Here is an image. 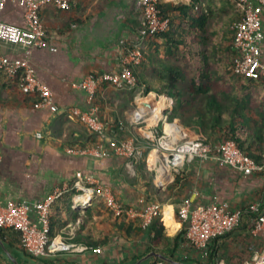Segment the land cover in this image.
<instances>
[{"label":"crops","instance_id":"0c3cea01","mask_svg":"<svg viewBox=\"0 0 264 264\" xmlns=\"http://www.w3.org/2000/svg\"><path fill=\"white\" fill-rule=\"evenodd\" d=\"M68 1L67 9L51 4L40 9L46 46L23 48L0 40L1 52L29 60L37 78L51 90L57 106L55 111L34 108L32 102L36 95L21 92L20 75L7 77L0 74V197L34 202L42 200L54 187L66 186L79 190L71 195L72 203L85 197L75 183L94 185L87 181L90 177L95 182L107 184L125 204L140 206L141 200L161 202L159 215L167 236H174L183 228L177 207L186 196L193 205L224 200L233 206L249 201H260L264 205V173L254 171L244 175L229 166H220L212 157L206 160L194 158L176 171L168 166L164 171L166 161H161L151 150L145 157L143 169L137 160L113 155L99 158L66 150L87 143L90 133L69 111L72 105L82 109L87 107L85 91L73 83L88 73L118 71L122 66L123 51L137 46L144 53V59L135 67L138 85L119 89L105 83L97 89L95 99L100 117L105 121L106 134L113 137L117 132L110 126L118 123L130 124L134 136L137 134L148 140L154 131L169 129L172 122L185 130L177 118H169L173 98L143 88L155 82L170 59L163 48L162 37H139L137 30L142 12L137 0ZM159 2L180 3L190 6L191 11L198 8L191 0ZM171 14L176 15L174 26L178 29L184 19L178 11ZM0 17L25 26L23 8L14 2L5 4ZM262 24L264 29V9ZM50 46L55 49L51 50ZM134 114L141 116L140 122H134ZM151 149L157 148L152 146ZM164 150L160 147L162 153ZM181 169L184 171L182 181L169 186L173 173ZM156 176L161 177V182L157 183ZM148 195L153 198L147 199ZM99 200L90 202L84 209L71 207L72 210L64 211L62 232L53 236L84 245L86 249L75 248L56 252L48 258H37L40 264H124L149 250H157L148 249L150 242L145 233H126V229L133 232L138 218L126 217L123 222L121 217L111 215ZM87 211L98 223L99 238L108 234V240L92 245L77 238V233L87 232L86 225L83 226ZM96 246L100 247L99 252L92 251ZM183 252L184 247L175 257L186 260Z\"/></svg>","mask_w":264,"mask_h":264},{"label":"built area","instance_id":"2783aa9c","mask_svg":"<svg viewBox=\"0 0 264 264\" xmlns=\"http://www.w3.org/2000/svg\"><path fill=\"white\" fill-rule=\"evenodd\" d=\"M231 1L241 13L239 19L233 23L232 44L236 55L233 59L232 70L239 75L264 79V29L262 24L264 0ZM8 2H14L23 8L25 26L5 21L0 17V40L17 44L23 48L46 46L45 28L39 14L43 6L51 4L59 9L69 7L68 0H0V14ZM159 3V0H137L142 12L141 23L137 30L140 38L143 39L149 34L163 32L169 28L170 20L160 12ZM49 48L55 49L53 46ZM143 59L144 53L140 47L127 48L122 53V66L118 71L88 73L80 81L73 83V86L85 91L87 107L82 109L72 105L69 111L88 129L97 133L102 142L97 146L67 147L68 152L89 154L99 158L113 155L129 160L142 156L143 145L137 142L134 135L117 139L106 134L105 124L99 117V108L95 98L97 89L104 83L119 89L134 86L136 76L132 68L140 64ZM0 70L7 77L20 75L21 92L36 95V99L32 102L34 108L45 107L51 111L57 110L51 90L37 78L27 58L10 57L0 51ZM133 120L138 123L141 121V116L134 114ZM168 126L169 129H163L157 139L159 147L168 150L169 157H166V165L170 170L176 171L186 161L194 158L206 160L212 157L220 166H229L244 175H250L254 171L264 173V162L255 161L232 139H224L210 145L196 134L189 135L185 130L182 131L173 122ZM86 179L90 184H95L75 183L81 188L82 195L85 197L79 201H73L71 203L73 209L87 207L91 202L92 193L95 192L113 215L138 218L143 228L148 227L154 217L160 214L162 205L158 200H141L140 206L125 205L107 184L95 182L90 177ZM65 187L56 186L42 200L34 202L3 200L0 197V228L18 232L23 249L33 257L44 259L60 251L75 248L80 251L86 249L84 245L78 246L61 237L49 238L50 206L66 189ZM244 208L256 214L249 233L264 236V208L260 201H249L241 206H233L225 200L193 205L189 198H185L177 211L183 222L184 237L187 241L183 245L185 256L191 260H199L215 237L229 232L239 223ZM92 251L99 252L100 247L96 246ZM0 264L10 263H4L0 259ZM154 264L169 263L158 261ZM240 264H264V249L253 251Z\"/></svg>","mask_w":264,"mask_h":264},{"label":"trees","instance_id":"16d2710c","mask_svg":"<svg viewBox=\"0 0 264 264\" xmlns=\"http://www.w3.org/2000/svg\"><path fill=\"white\" fill-rule=\"evenodd\" d=\"M191 1L194 3L195 0ZM232 4L234 12L225 15L227 19H222L223 16L218 18L214 16L211 7H208V12L201 10L202 8L191 11L190 6L180 3H159L158 8L164 16L169 18L170 26L166 31L149 34L147 37L163 38L162 45L170 61L163 66V70L155 82L145 85L143 88L145 91L152 90L160 95L171 96L173 98L171 113L173 111V115L176 116L173 118L180 117L185 125V130L188 127L206 143L214 145L224 139H232L243 152L249 154L255 161L264 162V79L239 75L232 70L233 59L236 55L232 44L233 23L239 19L241 14L234 2ZM221 10L225 11L223 7ZM175 11L183 16L185 22V25L182 24L180 29L175 28L172 22L174 14L171 12ZM136 66L132 68L135 76ZM0 74L6 76L2 70H0ZM137 85L136 78V84L132 87ZM98 113L100 117V109ZM100 119L105 124L101 117ZM110 127L117 132L113 135L114 138L124 139L133 135L130 124L118 123ZM89 132L87 143L81 144V146L101 144L102 140L99 135L90 129ZM135 138L143 145V154L134 160H137L143 169L142 166L145 163L151 142L137 134H135ZM183 172L182 169L174 172L169 186L173 187L182 181ZM78 192V189L66 188L51 204L49 238H52L57 232H62L61 227L65 223L64 211L72 210L70 197ZM146 198H153V195H148ZM262 208H264L263 204ZM108 211L113 215L110 210ZM87 216V219L83 220V226L86 225L87 232L77 233V238L92 245L108 240L110 238L108 234L99 238L101 230L98 228L97 221L92 218L90 211H87ZM255 217V213L244 208L239 223L229 232L215 237L199 260H191L187 257L185 259L195 261L197 264H240L244 259L231 263L221 256L222 239L233 231L249 233ZM124 219L126 217L122 216L123 222ZM0 229L5 239L23 249L18 232L11 229ZM126 233H134V235L145 233L150 242L148 249H157L173 256H178L183 245L187 242L184 237V226L176 235L167 236L160 215L155 216L146 228L141 227L138 219L133 232L126 229ZM0 259L4 263L7 262L1 257ZM158 261L161 260L155 258L149 264Z\"/></svg>","mask_w":264,"mask_h":264},{"label":"rangeland","instance_id":"374dc122","mask_svg":"<svg viewBox=\"0 0 264 264\" xmlns=\"http://www.w3.org/2000/svg\"><path fill=\"white\" fill-rule=\"evenodd\" d=\"M192 3L193 2L191 1V4ZM194 5H197L198 8H202L201 10H204L206 12H208V7L213 8V11H214L213 14L216 18L223 16L222 19L223 18L227 19V17L225 15H229L230 13L234 12L233 4L231 1H228V0H195ZM222 7L224 8L225 11L221 10ZM175 17H176V15H173L172 22L174 24L176 23ZM180 17H183V16L180 15ZM183 22H184V20H183ZM183 25H185V22L183 23ZM179 29H180V27H179ZM172 105H173V103H172ZM173 116H175V115H173V111H172L171 116L169 118L171 119V118H173ZM177 120L183 124V121L180 117L177 116ZM184 126L185 125L183 124V127ZM162 128H163V126L161 124L160 129H162ZM186 128H187V130H185V132H187L188 134H190V133L195 134L192 132V130H189L188 127H186ZM161 132H162V130H156L153 132L152 138L149 139V141L151 142V147H150V149H148V151L151 150V153H154V155H158L157 157H159V159L161 161H164V160L166 161V157L167 156L169 157V153L166 150H164L165 153H162L160 151V147L158 145V139L157 138L161 134ZM152 146H154V148H157V149L154 151L153 149H151ZM146 156H147V154H146ZM186 197H183L181 199L179 205L182 203V201ZM99 199H101V198L95 192H93L91 202L94 200H99ZM99 201L102 202L101 200H99ZM179 205H178V207H179ZM178 207H177V209H178ZM222 240H223V243H222V247L220 249V254L226 261L231 262V263L240 262L244 258L249 257L252 254V252L257 250V249H264V236L253 235V234L247 233L245 231L242 233L233 231V232L229 233L228 235H225Z\"/></svg>","mask_w":264,"mask_h":264},{"label":"water","instance_id":"95a60500","mask_svg":"<svg viewBox=\"0 0 264 264\" xmlns=\"http://www.w3.org/2000/svg\"><path fill=\"white\" fill-rule=\"evenodd\" d=\"M0 256L10 264H40L36 257L31 256L24 249H18L4 239L0 231ZM159 258L169 264H193L158 250H149L124 264H147L151 259Z\"/></svg>","mask_w":264,"mask_h":264},{"label":"bare ground","instance_id":"6f19581e","mask_svg":"<svg viewBox=\"0 0 264 264\" xmlns=\"http://www.w3.org/2000/svg\"><path fill=\"white\" fill-rule=\"evenodd\" d=\"M165 167V166H164ZM163 168V167H162ZM167 165H166V167L165 168H163L164 169V171H166L167 170ZM156 178H157V180H158V182H161V177L160 176H156Z\"/></svg>","mask_w":264,"mask_h":264}]
</instances>
